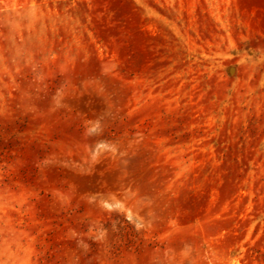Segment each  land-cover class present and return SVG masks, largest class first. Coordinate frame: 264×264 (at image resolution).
Here are the masks:
<instances>
[{"label":"rangeland","instance_id":"1","mask_svg":"<svg viewBox=\"0 0 264 264\" xmlns=\"http://www.w3.org/2000/svg\"><path fill=\"white\" fill-rule=\"evenodd\" d=\"M0 264H264V0H0Z\"/></svg>","mask_w":264,"mask_h":264}]
</instances>
